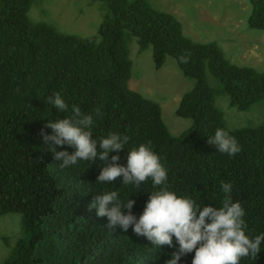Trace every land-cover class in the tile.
Here are the masks:
<instances>
[{
    "label": "trees",
    "instance_id": "obj_1",
    "mask_svg": "<svg viewBox=\"0 0 264 264\" xmlns=\"http://www.w3.org/2000/svg\"><path fill=\"white\" fill-rule=\"evenodd\" d=\"M93 1L105 4L104 20L97 36L78 37L31 21L32 0H0V216L21 213L25 232L5 264H165L176 250L154 248L131 228L108 229L107 217L89 210L95 195L118 191L122 202L136 201L132 211L138 218L158 189L150 179L139 188L124 185L122 177L98 183L105 165L99 157L61 169L40 135L49 120L70 114L47 103L57 92L69 110L76 105L93 115V139L113 132L130 137L122 151L109 153V160L118 154L119 164L126 166L129 150L151 141L168 170L170 191L202 207L219 208L221 182L231 183L233 202L246 212V234H264V120L256 127L228 130L204 76L208 69L230 105L246 111L264 97V72L229 63L214 42L186 37L172 14L153 10L145 0ZM251 4L249 25L264 30V0ZM131 38L139 52L151 48L156 69L172 57L195 81L175 111L192 121L180 135L168 131L156 102L129 88ZM189 53V62L180 63V56ZM218 128L242 146L234 158L207 142ZM57 150L75 151L67 145ZM193 257L194 252L182 257L180 264H192ZM240 264H264V242L256 259L242 258Z\"/></svg>",
    "mask_w": 264,
    "mask_h": 264
},
{
    "label": "clouds",
    "instance_id": "obj_2",
    "mask_svg": "<svg viewBox=\"0 0 264 264\" xmlns=\"http://www.w3.org/2000/svg\"><path fill=\"white\" fill-rule=\"evenodd\" d=\"M189 59L190 53L181 55L179 61L186 64ZM47 103L58 112H70L66 118L49 120L40 131L43 145L48 147L54 159L60 161L61 169L74 166L79 161L95 162L99 157L105 165L97 177L98 183H114L122 177L124 185L139 188L150 179L158 189L150 193L138 218L132 211L135 200L129 198L126 203L122 202L118 191L95 195L89 210L95 208L97 216L107 217L108 229L119 226L127 232L131 228L136 236L146 238L154 248L165 245L176 248L165 264H180L182 257L193 252L192 264H240L242 258H257L264 234L254 238L246 234V212L240 202H233L231 183L221 182L223 198L219 208L197 205L194 200L177 196L169 190L168 170L153 150L151 141L129 150L127 165L123 166L119 164L118 154L109 160V153L122 151L130 140L129 136L113 132L93 139L90 130L93 115H85L76 105L69 110L59 92L48 96ZM48 128L52 129V134L47 133ZM207 142L214 145L217 152L233 158L243 150L238 140L223 128L216 129ZM64 145L75 151L57 150L58 146Z\"/></svg>",
    "mask_w": 264,
    "mask_h": 264
},
{
    "label": "rangeland",
    "instance_id": "obj_3",
    "mask_svg": "<svg viewBox=\"0 0 264 264\" xmlns=\"http://www.w3.org/2000/svg\"><path fill=\"white\" fill-rule=\"evenodd\" d=\"M155 11L172 14L181 24L183 34L195 42L216 43L224 58L233 65L248 66L264 72V30L249 25L251 0H145ZM106 13L103 2L93 0H32L28 17L47 24L60 33L95 37ZM131 61L128 86L132 91L156 102L162 120L174 135L190 129V119L176 116V108L195 81L186 78L176 60L167 57L156 69L152 50L139 52L135 38L128 45ZM205 81L214 93L216 108L222 113L225 127L234 130L256 127L264 120V97L246 111L230 105L219 80L208 69ZM25 239L23 216L9 212L0 216V264L10 261L19 240Z\"/></svg>",
    "mask_w": 264,
    "mask_h": 264
}]
</instances>
